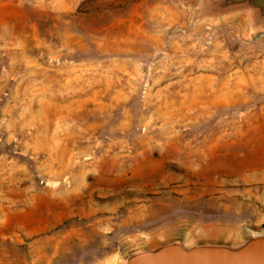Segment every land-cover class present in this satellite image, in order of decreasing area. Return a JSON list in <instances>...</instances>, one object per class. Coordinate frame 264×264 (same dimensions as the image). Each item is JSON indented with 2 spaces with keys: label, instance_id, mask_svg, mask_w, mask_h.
<instances>
[{
  "label": "rangeland",
  "instance_id": "374dc122",
  "mask_svg": "<svg viewBox=\"0 0 264 264\" xmlns=\"http://www.w3.org/2000/svg\"><path fill=\"white\" fill-rule=\"evenodd\" d=\"M206 1L0 0V264L264 227V34Z\"/></svg>",
  "mask_w": 264,
  "mask_h": 264
},
{
  "label": "water",
  "instance_id": "95a60500",
  "mask_svg": "<svg viewBox=\"0 0 264 264\" xmlns=\"http://www.w3.org/2000/svg\"><path fill=\"white\" fill-rule=\"evenodd\" d=\"M202 6V17L241 14L256 35L264 34V0H207ZM101 264H264V227H177L130 240Z\"/></svg>",
  "mask_w": 264,
  "mask_h": 264
}]
</instances>
